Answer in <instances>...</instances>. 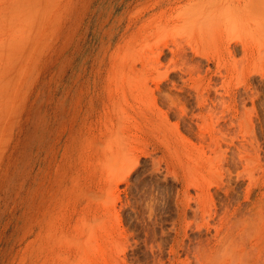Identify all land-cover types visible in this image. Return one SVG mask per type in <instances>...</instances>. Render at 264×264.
<instances>
[{
  "label": "rangeland",
  "instance_id": "obj_1",
  "mask_svg": "<svg viewBox=\"0 0 264 264\" xmlns=\"http://www.w3.org/2000/svg\"><path fill=\"white\" fill-rule=\"evenodd\" d=\"M212 1L0 0V264H264V0Z\"/></svg>",
  "mask_w": 264,
  "mask_h": 264
},
{
  "label": "bare ground",
  "instance_id": "obj_2",
  "mask_svg": "<svg viewBox=\"0 0 264 264\" xmlns=\"http://www.w3.org/2000/svg\"><path fill=\"white\" fill-rule=\"evenodd\" d=\"M210 1V0H209ZM215 1V2H214ZM214 1H212V2H210L209 4H207L206 5V7H204V14H205V16L207 17V21L208 22H210V21H213V19L215 18V19H218V18H220V17H222V15H220V14H222L223 13V11L221 10V6H222V4L221 3H218L217 2V0H214ZM244 6H241L240 8H238L237 7V5H228L226 8H225V11H224V13H223V15L225 14V17H226V20H227V22H228V25H229V27H231L232 28V30H231V33H232V35L231 36H235L236 35V33H238V28H239V30H240V28H241V30L243 29H245L246 28V23H245V19H246V14H245V10H244V8H243ZM239 10H241V11H239ZM220 16V17H219ZM223 19V18H222ZM221 20V19H220ZM242 30V31H243ZM245 31V30H244ZM243 31V32H244ZM236 32V33H235ZM235 33V34H234ZM242 35H244V33L242 34ZM229 37H230V35H229ZM241 43L242 44H240V48H241V50H245V46H244V44H243V42L241 41ZM237 45V43L236 42H233L232 44H229V46H231L233 49L235 48V46ZM228 48H230V47H228ZM232 49V50H233ZM231 50V51H232ZM161 51V50H160ZM173 51H174V49H173ZM177 51H184V50H182V49H180L179 47H178V50ZM243 90L245 91L246 89H245V86H243ZM153 159V158H152ZM152 161V160H151ZM159 161V160H158ZM158 161H155L154 162V160H153V166L151 165L150 166V170H152V168H154L153 169V171L154 170H158L160 167L158 166V165H160V164H157L158 163ZM157 162V163H156ZM155 164L159 167L158 169H156V167H154L155 166ZM166 165V164H165ZM164 165V166H165ZM165 170H163V172H162V169H161V171L160 172H162V173H166V174H168L167 172L169 171V169H168V167L167 166H165ZM160 170V169H159ZM166 171V172H165ZM175 171V170H174ZM150 172V171H149ZM155 172V171H154ZM170 173L172 172V179L173 180H177L178 182L180 181V178H179V176L176 174V172L174 173L173 171H169ZM157 173V172H156ZM158 174V173H157ZM165 174V175H166ZM151 175H153V174H151ZM163 176L162 178H164L163 180L161 179H159V177L158 178H154L155 180L153 181V180H151L152 181V184H151V187H150V190H147V189H145V188H143V189H145V190H147V191H145L144 192V190H143V192L144 193H142L141 194V196H142V202L144 203V204H142V207L143 206H145V208L147 209V211H146V209L145 208H141V210L142 209H144L146 212H149V218H148V220L151 218L150 216L151 215H153L154 213L156 214V212H152L154 209H155V207H154V205H155V203H154V199H155V201H156V199L158 198L157 197V195L154 197L153 196V193L152 192H154L155 191V189H156V186H159V185H161V183H164L165 181L167 182V179H166V176ZM162 176V175H161ZM154 177H157V176H155L154 175ZM151 179H153L152 177H151ZM162 181V182H161ZM174 181V182H175ZM182 181V183H183V180H181ZM185 183V182H184ZM202 183V182H201ZM156 186H155V185ZM167 184V183H166ZM203 184V183H202ZM164 185V184H163ZM183 185V184H182ZM185 185L187 186L188 184L187 183H185ZM198 185V184H197ZM207 185L209 186V184L207 183ZM186 186H182L183 187V191L181 190V191H178V194H180V192H182V193H184L185 194V192L187 193L188 192V188L186 187ZM193 186V189H194V196H190V197H188V199H189V201H190V199L192 200V204H190L189 202L187 203H185V205H183L182 207H181V212L183 213V212H185V209H190L191 211H192V214L195 216L196 215V213H198V211L202 208V204H201V206H200V201L203 199V197L202 196H205V195H202L201 196V192H198V189H196V185H195V188H194V184L192 183L191 184V187ZM153 187H155V189H154V191H153ZM161 187V186H160ZM220 187V186H219ZM146 188H149L148 186L146 187ZM211 188V187H210ZM164 189V188H163ZM162 189V190H163ZM182 189V188H181ZM158 190V189H157ZM160 190V189H159ZM158 190V191H159ZM162 190H161V192H162ZM166 190V189H165ZM202 190V189H201ZM141 191V190H140ZM164 191V190H163ZM200 191V190H199ZM207 191V190H206ZM227 192V191H226ZM226 192H224L225 193V197H228L229 195L228 194H226ZM163 193V195H164V192H162ZM200 193V194H199ZM209 193V192H208ZM208 193L206 194L207 196H208ZM215 193H217V192H214V194ZM223 193V194H224ZM140 194V193H139ZM138 194V195H139ZM155 194H157V193H155ZM158 194H161V193H158ZM204 194H205V191H204ZM221 194V193H220ZM186 195V194H185ZM200 195V196H199ZM217 195V194H216ZM140 196V195H139ZM138 196V197H139ZM140 196V197H141ZM161 196V195H160ZM165 196V195H164ZM187 196V195H186ZM211 196V195H210ZM157 197V198H156ZM178 197V196H177ZM200 197H202V199L200 198ZM244 197V196H243ZM199 198H200V201H199ZM206 198V197H205ZM165 198H163V199H160V200H164ZM209 199V198H208ZM219 200L221 199V198H218ZM224 199V198H223ZM227 199V198H226ZM139 200V199H138ZM211 200V199H210ZM209 200V201H210ZM225 200V199H224ZM141 201V200H140ZM178 201H179V199H178ZM221 201V200H220ZM226 201V200H225ZM136 203H137V201H135ZM139 202V201H138ZM222 202V201H221ZM244 202H245V199H244ZM136 203H135V205H136ZM161 204L163 203L162 201L160 202ZM184 203V202H183ZM206 202H204V204H205ZM212 203H213V199H212ZM211 203V204H212ZM228 203H230V202H228ZM134 204V203H133ZM139 204H140V202H139ZM158 204V203H157ZM216 204V203H215ZM221 204V203H220ZM222 204H223V202H222ZM246 204V203H245ZM158 205H160V204H158ZM164 205V204H163ZM209 205V204H208ZM244 205V204H243ZM242 205V206H243ZM156 206V205H155ZM210 206V205H209ZM222 206H224V205H222ZM222 206H220V207H222ZM245 206V205H244ZM243 206V207H244ZM136 207V206H135ZM134 207V208H135ZM156 207H158V206H156ZM201 207V208H200ZM204 207H205V205L203 206V209H204ZM208 206H206V208H207ZM211 207V206H210ZM216 207V206H215ZM225 207V206H224ZM226 207H228V206H226ZM138 209H139V207H137ZM136 208V209H137ZM160 209V208H159ZM210 209V208H209ZM222 209H224L223 207H222ZM144 210H142V211H144ZM156 210V209H155ZM158 210V209H157ZM156 210V211H157ZM227 210V209H226ZM244 210V209H243ZM135 211V210H134ZM209 211V210H208ZM207 211V212H208ZM211 211H212V209H211ZM214 211H215V209H214ZM137 212V211H136ZM141 212V211H140ZM158 212V211H157ZM187 212V211H186ZM186 212H185V214H186ZM201 212V211H200ZM205 212V211H204ZM244 212V211H243ZM139 213V212H138ZM143 213V212H142ZM151 213H153V214H151ZM160 215H161V213L160 212H158ZM157 213V214H158ZM215 213V212H214ZM213 213V214H214ZM246 213V212H245ZM137 214V213H136ZM135 214V215H136ZM146 214V213H145ZM154 214V215H155ZM158 214V215H159ZM163 214V213H162ZM191 214V215H192ZM201 214V213H200ZM206 214V213H205ZM208 214V213H207ZM216 214V213H215ZM225 214V213H224ZM159 215V216H160ZM181 215V214H180ZM139 216H141V215H139ZM145 216H147L148 217V215L146 214ZM197 216H198V214H197ZM202 216V215H201ZM214 216V215H213ZM216 216V215H215ZM218 216V215H217ZM154 216H152V218H153ZM156 217H158L157 215H156ZM211 217V216H210ZM210 217H208V218H210ZM141 218L143 219L144 217L143 216H141ZM161 218H162V216H161ZM181 218V217H180ZM186 218V217H185ZM207 218V217H206ZM218 218V217H217ZM156 219H159L160 220V218L158 217V218H156ZM163 219V218H162ZM194 219V218H193ZM211 219L213 220V218L211 217ZM144 220H145V218H144ZM155 220V219H154ZM154 220H153V223H155L154 222ZM206 220V219H205ZM215 220V219H214ZM152 221V220H151ZM150 221V222H151ZM196 221V220H195ZM211 221V220H210ZM173 222V221H172ZM190 222V221H189ZM193 222V221H192ZM196 222H198V223H201V222H199L198 220L196 221ZM195 222V223H196ZM147 223V222H146ZM149 223V222H148ZM147 223V224H148ZM160 223H162V222H160ZM192 224V225H197V223L196 224ZM228 223V222H227ZM163 224V223H162ZM174 224V223H173ZM187 224V223H186ZM224 224V223H223ZM151 225V224H150ZM149 224L147 225V226H150ZM154 225V224H153ZM153 225H152V228H153ZM157 225H158V223H157ZM191 225V224H190ZM189 225V226H190ZM199 226H200V224H198ZM206 225H207V223H206ZM155 226H156V223H155ZM173 227V226H172ZM195 227H198V226H195ZM194 227V230L193 231H195V228ZM211 227V226H210ZM151 228V227H150ZM209 228V227H208ZM147 229V228H146ZM161 229V228H160ZM193 229V228H192ZM198 229L199 228H197L196 230L197 231H195V232H198ZM207 229V228H206ZM228 229H229V227H228ZM148 230H150V229H148ZM162 230V229H161ZM200 230V229H199ZM224 230H226V229H224ZM154 231V230H153ZM190 231H191V229H190ZM223 231L221 230V233H222ZM225 232V231H224ZM228 232V231H227ZM160 233H161V231H160ZM188 233V232H187ZM201 233V232H200ZM199 233V234H200ZM193 234V233H192ZM196 234V233H195ZM195 234H193V235H195ZM204 234V233H203ZM206 234V233H205ZM210 234V233H209ZM219 234V233H218ZM223 234V233H222ZM179 235V234H178ZM184 235V234H183ZM189 235V234H188ZM223 235H225V234H223ZM186 236V235H185ZM197 236L198 237H196V235L194 236V237H196V238H199V235L197 234ZM162 237L163 236H161V239H160V241L162 240ZM184 237V236H183ZM188 237V236H187ZM204 237V236H203ZM176 238V237H175ZM188 238H190V237H188ZM188 238H187V240H188ZM192 238V237H191ZM195 238V240H197L196 242H195V244L198 242V239H196ZM210 238V237H209ZM177 239V238H176ZM186 239V237H184V240ZM186 240V241H187ZM193 239H191V240H188L189 241V244L191 245V243H190V241H192ZM200 240V239H199ZM182 241V240H181ZM186 241H184V242H186ZM177 243V242H176ZM187 243V242H186ZM186 243L184 244V246H186V247H188V245H186ZM181 244H182V242H181ZM188 244V243H187ZM183 245V244H182ZM193 246H194V243L192 244ZM191 245V246H192ZM183 246V247H184ZM190 246V247H191ZM181 247V246H180ZM189 248V247H188ZM192 249V248H191ZM187 250V249H186Z\"/></svg>",
  "mask_w": 264,
  "mask_h": 264
}]
</instances>
